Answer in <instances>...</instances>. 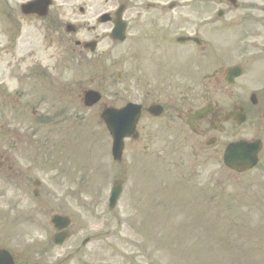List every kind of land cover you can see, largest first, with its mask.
Wrapping results in <instances>:
<instances>
[{"label":"rangeland","instance_id":"rangeland-1","mask_svg":"<svg viewBox=\"0 0 264 264\" xmlns=\"http://www.w3.org/2000/svg\"><path fill=\"white\" fill-rule=\"evenodd\" d=\"M26 1L0 0V49L6 38L3 23L21 22L22 35L26 29L29 37L33 34L32 21L19 19L23 17L20 5ZM111 1L55 0L54 9L63 21L93 22L98 13L111 7ZM209 1L218 18L217 11L225 7L226 0ZM238 2L244 8L229 16L241 23L247 62L244 73L228 91L241 86L250 93L264 80V0ZM80 5H87L85 15L79 11ZM107 28L108 24L101 25L98 32L105 34ZM38 32V37L34 34V49L40 61L50 66L54 80L77 82L75 89L105 86L111 90L114 74L88 68L55 69V63H63L56 42L44 40L41 30ZM231 32L216 31V48H226ZM112 48L105 38L93 58L98 54L108 57ZM3 60L0 52V82L6 80L8 91L13 93L15 80L5 79ZM102 73L104 80L91 82ZM25 100L22 105L27 104ZM2 102L0 95V148H34V179L41 182L40 195L34 196V215L25 196L14 215L0 199V245L15 249L23 260L28 258L34 264H264V154L259 169L245 174L225 172L223 177L215 172L219 164L213 159V186L208 188L206 174L199 181L189 169V149L182 158L176 154L169 160L177 161L178 167L161 164L154 154L145 157L143 148L128 147L121 164L115 163L108 132L99 133L95 108L83 109L77 136L75 131H67L64 120L62 131L47 124L34 133L32 107L15 111ZM7 102L11 104L10 99ZM43 108L50 109V105ZM70 113L76 122V111ZM245 130L248 138L256 134L249 122ZM13 131L22 135L20 141ZM115 180L124 182L123 193L116 208L109 211L108 197ZM55 212L72 217L71 237L62 246L51 242L54 230L50 217ZM86 238L88 244H84ZM75 248L79 253L60 261Z\"/></svg>","mask_w":264,"mask_h":264},{"label":"flooded vegetation","instance_id":"flooded-vegetation-1","mask_svg":"<svg viewBox=\"0 0 264 264\" xmlns=\"http://www.w3.org/2000/svg\"><path fill=\"white\" fill-rule=\"evenodd\" d=\"M120 5L124 6L126 38L122 42L113 41L110 57L98 55L93 58L84 49L86 41L109 37V33H95L100 24H90L89 19H84L85 22L74 24L73 33L66 32L69 22L63 21L53 6L45 17L34 14L20 18L32 21L34 32L31 37L29 29L22 35L20 22L3 23L6 36L0 49L4 57L3 74L5 79H14L12 84L16 85L12 93L8 91L6 80L0 82L3 106L11 105L16 111L23 106L24 99L27 103L24 110L34 104V133L38 125L48 120H64L67 131L79 132L76 126H80V121L75 123L57 110L50 112L43 108L52 100L65 104L63 112L70 111L71 105L79 111L86 88L78 86L75 89L70 82L63 83L57 90L52 87L48 73L50 66L40 61L34 49V34L38 37L41 30L40 36L44 40L56 41L66 67L72 60L73 66L86 68L91 64L92 70L114 74L109 92L105 86L95 88L102 95L97 109L99 115L106 107L120 109L129 102L141 105L136 137H129L126 147L143 148L145 157L154 154L161 159V164L177 167V161L170 163L169 160L176 154L182 158L189 149L187 156L192 159L189 169L199 181L206 174L208 188L213 186V159L219 164L216 173L223 177L230 171L224 165L222 155L231 141L261 138L262 162L264 84L257 90L255 104L241 86L237 91H228L238 80L231 76L230 70L235 72L246 64L239 30L241 23L229 16L243 9V4L238 0L232 3L226 0L222 17L215 18L209 0H116L113 10L108 11L111 19L106 24L110 29L115 26L116 9ZM221 20L225 23H218ZM220 29L232 31L224 50L216 48L215 33ZM7 30L9 33L5 32ZM85 31L89 35L87 38L83 37ZM118 47L124 48L119 51ZM228 77L234 78L231 84L226 81ZM97 79L104 80V74L91 81ZM27 88L31 91H25ZM98 122L104 131L102 119ZM247 122L254 126L256 133L251 138L245 136ZM13 133L21 137L16 131ZM15 146L0 148V199L5 201L6 211L14 215L25 196L31 201L30 211L34 215V148ZM261 171L264 173V167ZM32 221L34 223V219ZM0 248H6L12 254L15 264H24L22 255L15 249L5 244Z\"/></svg>","mask_w":264,"mask_h":264},{"label":"water","instance_id":"water-1","mask_svg":"<svg viewBox=\"0 0 264 264\" xmlns=\"http://www.w3.org/2000/svg\"><path fill=\"white\" fill-rule=\"evenodd\" d=\"M50 0H33L29 1L22 5V10L24 13H34L37 12L40 15H45L48 6L50 5ZM121 30L114 31L113 34L115 36H121ZM95 45L91 46L94 49ZM86 103L88 105L93 104L98 98L99 95L89 91L87 93ZM134 110L130 109L129 107L125 108L123 111L116 112L117 114L114 115V111L109 110L104 114V118L108 124L110 131L112 132L114 138V147H113V155L116 160H120L122 157L123 147H124V138L134 130L132 125L133 121L135 123L136 117L134 116L131 124H128L130 121L131 114H137V109L135 112ZM113 119H116L117 122H114ZM123 122V123H121ZM128 124V125H127ZM261 142L260 140L255 142H246V141H238L233 142L229 145L226 149L224 155V161L226 165L229 167L238 170L244 171L251 167H253L258 161V153L260 151ZM121 192V188L115 187L113 189V195L111 197V207H113L118 199V196ZM52 222L57 230L65 228L69 225L70 219L68 217L54 215L52 217ZM67 237L66 233H59L54 238L56 243H63ZM1 253V252H0ZM10 261V259H8ZM0 264H10V262L5 261L3 254H0Z\"/></svg>","mask_w":264,"mask_h":264}]
</instances>
